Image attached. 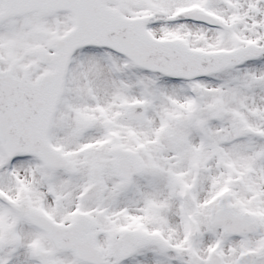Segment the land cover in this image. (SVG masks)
<instances>
[{"label":"snow or ice","instance_id":"obj_1","mask_svg":"<svg viewBox=\"0 0 264 264\" xmlns=\"http://www.w3.org/2000/svg\"><path fill=\"white\" fill-rule=\"evenodd\" d=\"M0 264H264V0H0Z\"/></svg>","mask_w":264,"mask_h":264}]
</instances>
